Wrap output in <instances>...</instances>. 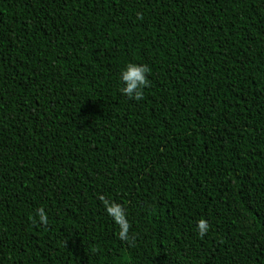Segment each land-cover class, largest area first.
<instances>
[{"label": "trees", "instance_id": "1", "mask_svg": "<svg viewBox=\"0 0 264 264\" xmlns=\"http://www.w3.org/2000/svg\"><path fill=\"white\" fill-rule=\"evenodd\" d=\"M0 264H264V0H0Z\"/></svg>", "mask_w": 264, "mask_h": 264}, {"label": "clouds", "instance_id": "2", "mask_svg": "<svg viewBox=\"0 0 264 264\" xmlns=\"http://www.w3.org/2000/svg\"><path fill=\"white\" fill-rule=\"evenodd\" d=\"M151 69L147 65L128 63L125 68L121 71L120 80L123 84L119 90L120 92L127 96L129 99L141 101L144 99V88L150 86L148 80V74H150ZM102 202L106 213L110 216L114 222L119 226L118 237L122 241H127L129 239V229L131 225L127 220V213L125 208L113 200L106 198L101 195L98 197ZM39 221L43 225L48 224V218L44 210L41 208L38 211ZM35 223V221H34ZM209 223L206 219L201 218L197 222V230L201 237H203L209 230Z\"/></svg>", "mask_w": 264, "mask_h": 264}]
</instances>
